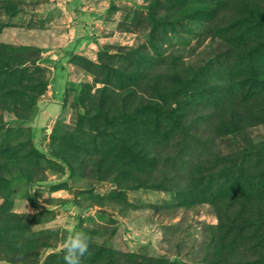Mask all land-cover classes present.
Segmentation results:
<instances>
[{
	"label": "rangeland",
	"instance_id": "1",
	"mask_svg": "<svg viewBox=\"0 0 264 264\" xmlns=\"http://www.w3.org/2000/svg\"><path fill=\"white\" fill-rule=\"evenodd\" d=\"M78 232L81 264H264V0H0V264Z\"/></svg>",
	"mask_w": 264,
	"mask_h": 264
},
{
	"label": "clouds",
	"instance_id": "2",
	"mask_svg": "<svg viewBox=\"0 0 264 264\" xmlns=\"http://www.w3.org/2000/svg\"><path fill=\"white\" fill-rule=\"evenodd\" d=\"M27 204L28 201L25 205ZM26 210L29 211L28 208ZM90 243L91 238L82 232L70 236L63 248L65 264H81L82 258L89 251Z\"/></svg>",
	"mask_w": 264,
	"mask_h": 264
}]
</instances>
